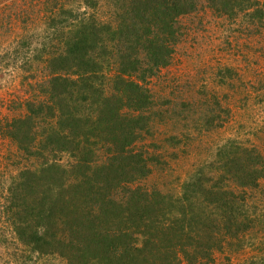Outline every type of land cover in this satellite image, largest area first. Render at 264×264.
<instances>
[{
  "label": "trees",
  "instance_id": "obj_1",
  "mask_svg": "<svg viewBox=\"0 0 264 264\" xmlns=\"http://www.w3.org/2000/svg\"><path fill=\"white\" fill-rule=\"evenodd\" d=\"M32 1L48 7L45 25L57 45L34 100L1 129L29 162L4 207L19 244L65 264H217L215 252L250 244L264 226L255 200L264 150L228 141L179 193H162L140 183L164 162L137 144L153 136L158 113L146 83L170 64L179 18L203 3L230 20L262 22L264 4L106 0L113 20L102 22L70 0ZM78 1L89 12L99 7L98 0ZM255 259L264 264V254Z\"/></svg>",
  "mask_w": 264,
  "mask_h": 264
},
{
  "label": "rangeland",
  "instance_id": "obj_2",
  "mask_svg": "<svg viewBox=\"0 0 264 264\" xmlns=\"http://www.w3.org/2000/svg\"><path fill=\"white\" fill-rule=\"evenodd\" d=\"M77 1L69 2L81 13L95 14L102 22L113 20L111 2L98 0L97 10L89 12ZM46 10L43 2L0 0V264H65L55 256L29 255L4 214L8 188L29 162L1 129L25 113L24 104L34 100L36 85L49 77L45 61L56 50L57 39L45 25ZM178 24L180 42L170 64L146 83L158 113L153 136L137 144L164 162L140 183L162 193H179L193 172L211 163L228 141L264 150V20L244 15L230 20L200 3ZM44 44H49L47 53L39 52ZM255 200L264 215V180ZM249 237L250 244L239 251L215 252V262L254 264L264 254V226Z\"/></svg>",
  "mask_w": 264,
  "mask_h": 264
}]
</instances>
